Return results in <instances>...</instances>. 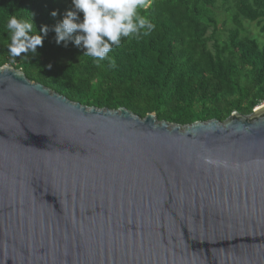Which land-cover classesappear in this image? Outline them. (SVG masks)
I'll return each mask as SVG.
<instances>
[{
  "label": "water",
  "instance_id": "95a60500",
  "mask_svg": "<svg viewBox=\"0 0 264 264\" xmlns=\"http://www.w3.org/2000/svg\"><path fill=\"white\" fill-rule=\"evenodd\" d=\"M0 264H264V105L182 127L1 67Z\"/></svg>",
  "mask_w": 264,
  "mask_h": 264
},
{
  "label": "trees",
  "instance_id": "16d2710c",
  "mask_svg": "<svg viewBox=\"0 0 264 264\" xmlns=\"http://www.w3.org/2000/svg\"><path fill=\"white\" fill-rule=\"evenodd\" d=\"M69 10L72 0H0V68L21 70L88 108H125L140 119L155 114L182 127L250 116L264 103V44L245 27L255 24L264 35V0H151L140 11L155 29L124 38L103 61L74 41L56 42L54 26ZM11 16L32 21L34 33L48 27L36 53L10 55Z\"/></svg>",
  "mask_w": 264,
  "mask_h": 264
},
{
  "label": "clouds",
  "instance_id": "9594fccd",
  "mask_svg": "<svg viewBox=\"0 0 264 264\" xmlns=\"http://www.w3.org/2000/svg\"><path fill=\"white\" fill-rule=\"evenodd\" d=\"M72 3L74 10L67 11L63 20L54 26L56 42L74 41L76 46L86 49L84 55L96 61L109 59L108 54L113 47H119L124 38L147 36L155 29V24L140 11L147 10L151 0H72ZM51 15L56 16L57 12ZM6 28L10 41L7 48L12 57L30 51L36 53L49 31L44 26L34 33L32 21L16 16L8 19Z\"/></svg>",
  "mask_w": 264,
  "mask_h": 264
},
{
  "label": "rangeland",
  "instance_id": "374dc122",
  "mask_svg": "<svg viewBox=\"0 0 264 264\" xmlns=\"http://www.w3.org/2000/svg\"><path fill=\"white\" fill-rule=\"evenodd\" d=\"M245 27L248 28L250 37L257 39L261 45L264 44V35L259 32V29L255 24L245 23ZM262 105H264V103H262L260 106Z\"/></svg>",
  "mask_w": 264,
  "mask_h": 264
}]
</instances>
